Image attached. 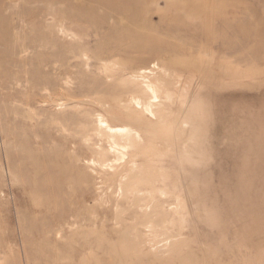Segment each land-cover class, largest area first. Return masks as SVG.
Here are the masks:
<instances>
[{"label":"rangeland","instance_id":"1","mask_svg":"<svg viewBox=\"0 0 264 264\" xmlns=\"http://www.w3.org/2000/svg\"><path fill=\"white\" fill-rule=\"evenodd\" d=\"M0 264H264V0H0Z\"/></svg>","mask_w":264,"mask_h":264},{"label":"bare ground","instance_id":"2","mask_svg":"<svg viewBox=\"0 0 264 264\" xmlns=\"http://www.w3.org/2000/svg\"><path fill=\"white\" fill-rule=\"evenodd\" d=\"M155 64V63H154ZM155 66V65H154ZM157 67V66H156ZM106 70V69H105ZM143 70V69H141ZM162 70V69H161ZM164 70V69H163ZM165 71V70H164ZM168 73V72H167ZM136 79V78H135ZM145 79V78H144ZM143 84V83H142ZM145 88L146 91L149 94V98L147 100L142 101V99L140 98H136L134 100L135 105H138L139 108L141 106V108H143L144 112H146L147 115H150L151 117H156L155 114V110H154V106L156 104H158V102L160 101V98L158 96V94L156 93V91L154 90V88L152 87V85L149 83V80H147L145 82ZM159 90V89H158ZM145 91V90H144ZM171 98V97H170ZM133 100V98H132ZM97 121H96V126H97V130L99 131H105L107 132L110 138V147H109V151L114 153V155H116L117 161H120L124 164H131V168L135 169L136 168V161H134L131 157H132V150L135 149L136 144L138 143L139 140H142V136H140L139 131H137L136 129L132 128L131 126H129L128 124H121V125H112L111 123H109L107 120H105L102 115H97ZM186 125V123H184ZM183 124V125H184ZM189 124V123H187ZM184 125V126H185ZM187 127H189L187 125ZM118 136L120 138V140H116L115 137ZM142 141H139L140 143H142ZM138 145V144H137ZM97 154V153H96ZM98 155V154H97ZM119 156V157H118ZM100 159V158H99ZM103 159V156H102ZM98 160V159H97ZM111 160V159H110ZM109 160V161H110ZM100 162V163H99ZM98 163L101 165V160ZM105 162H108V159L105 160L103 162V165L106 164ZM92 163V162H91ZM110 163V162H109ZM113 163V162H112ZM115 163V161H114ZM111 164V163H110ZM109 165V164H108ZM109 167L111 168V165H109ZM114 167V166H112ZM182 179V178H181ZM163 196V195H162ZM177 196V195H176ZM186 197V196H185ZM178 198V197H176ZM182 198V197H181ZM183 200V199H181ZM178 202V201H177ZM181 203V201H179ZM186 202L188 203V200H186ZM182 204L184 205L183 201ZM182 205V207H183ZM179 206V205H178ZM171 208L170 212H174L172 211V209L176 210L175 206H170L168 209ZM178 208V207H177ZM180 208V206H179ZM184 208V207H183ZM181 210V209H180ZM185 210V209H184ZM177 212H179V210L177 209ZM176 212V215H177ZM168 213V212H167ZM181 213V212H180ZM165 239V238H164ZM163 239V240H164ZM159 241H157L156 244H158ZM164 243V242H163ZM163 243L159 244V245H163ZM165 245V244H164ZM161 248V247H160ZM163 249V248H162Z\"/></svg>","mask_w":264,"mask_h":264}]
</instances>
